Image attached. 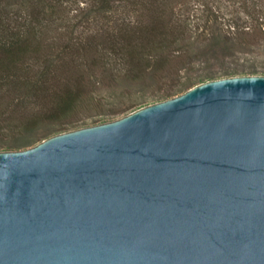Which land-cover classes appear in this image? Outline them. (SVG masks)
Segmentation results:
<instances>
[{
    "label": "water",
    "instance_id": "1",
    "mask_svg": "<svg viewBox=\"0 0 264 264\" xmlns=\"http://www.w3.org/2000/svg\"><path fill=\"white\" fill-rule=\"evenodd\" d=\"M0 264H264V76L0 152Z\"/></svg>",
    "mask_w": 264,
    "mask_h": 264
},
{
    "label": "rangeland",
    "instance_id": "2",
    "mask_svg": "<svg viewBox=\"0 0 264 264\" xmlns=\"http://www.w3.org/2000/svg\"><path fill=\"white\" fill-rule=\"evenodd\" d=\"M0 7V74L18 78L0 80V152L119 119L210 78L264 76V0H110L108 7L0 0Z\"/></svg>",
    "mask_w": 264,
    "mask_h": 264
},
{
    "label": "trees",
    "instance_id": "3",
    "mask_svg": "<svg viewBox=\"0 0 264 264\" xmlns=\"http://www.w3.org/2000/svg\"><path fill=\"white\" fill-rule=\"evenodd\" d=\"M110 3V0H101V5H102V7L103 6H105L106 5V7H108V4ZM192 7H190V9H191ZM189 9V8H188ZM0 10H1V7H0ZM212 13V16H213V14L215 15V17H218V16H216V14H215V12H211ZM2 19H3V17L2 16H0V20L2 21ZM187 19H190L189 18V16L188 17H186V20ZM192 19L194 20V17H192ZM198 19V18H197ZM208 19V18H207ZM195 23L197 24V25H200L199 24V22H198V20H196L195 19ZM2 28H4V26L2 27ZM4 32V31H3ZM3 32H1V33H3ZM17 40V39H16ZM169 43H171L173 46H175L176 47V49H179L180 47H179V45H178V42H177V40H170L169 41ZM219 45V47L221 48V49H224V47L221 45V44H218ZM221 45V46H220ZM12 46H13V44H12ZM1 48H3L2 46H1ZM12 49V48H11ZM8 51V50H7ZM10 63H13V64H15L17 61H18V59H17V57L16 56H14V57H12L10 60ZM227 76H229V77H231V75L229 74V75H224L223 77H221V78H224V77H227ZM18 78L16 77V75L14 76L11 72H9L8 70L7 71H5V72H2L1 74H0V80H4L5 82H9V83H14L16 80H17ZM214 80V78H210V80ZM216 79H219V78H216ZM208 81H209V79H208Z\"/></svg>",
    "mask_w": 264,
    "mask_h": 264
}]
</instances>
